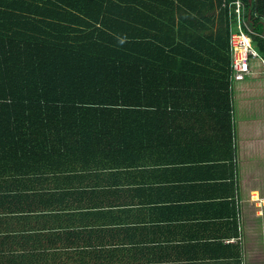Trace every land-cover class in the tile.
<instances>
[{
    "label": "trees",
    "instance_id": "16d2710c",
    "mask_svg": "<svg viewBox=\"0 0 264 264\" xmlns=\"http://www.w3.org/2000/svg\"><path fill=\"white\" fill-rule=\"evenodd\" d=\"M207 1L0 0V264H54L100 234L105 184L176 111L145 81L161 44L129 22L206 16ZM250 10L264 56V0Z\"/></svg>",
    "mask_w": 264,
    "mask_h": 264
},
{
    "label": "crops",
    "instance_id": "0c3cea01",
    "mask_svg": "<svg viewBox=\"0 0 264 264\" xmlns=\"http://www.w3.org/2000/svg\"><path fill=\"white\" fill-rule=\"evenodd\" d=\"M207 2L206 16L129 22L137 40L161 44L167 62L147 66L144 79L176 111L105 184L111 195L92 219L100 234L54 264H264V62L252 59L255 73L233 80L234 19Z\"/></svg>",
    "mask_w": 264,
    "mask_h": 264
},
{
    "label": "built area",
    "instance_id": "2783aa9c",
    "mask_svg": "<svg viewBox=\"0 0 264 264\" xmlns=\"http://www.w3.org/2000/svg\"><path fill=\"white\" fill-rule=\"evenodd\" d=\"M227 6L235 24L230 28V53L232 78L236 80L255 73L251 65L252 59L264 62V58L254 47L252 37L247 31H251V26L245 0H233Z\"/></svg>",
    "mask_w": 264,
    "mask_h": 264
}]
</instances>
